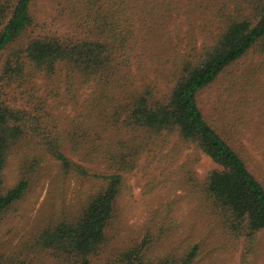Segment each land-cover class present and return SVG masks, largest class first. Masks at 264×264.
I'll list each match as a JSON object with an SVG mask.
<instances>
[{
	"label": "rangeland",
	"instance_id": "obj_1",
	"mask_svg": "<svg viewBox=\"0 0 264 264\" xmlns=\"http://www.w3.org/2000/svg\"><path fill=\"white\" fill-rule=\"evenodd\" d=\"M174 1L166 5L170 12L152 23L156 29L138 25L131 66L111 86L85 83L65 70L48 78L28 69L25 78L11 84L0 78V95L61 137L69 157L88 168L108 171L112 154L130 155L139 149L135 168L124 172L127 184L107 228V241L91 264H117L122 251L145 238L154 260L182 256L197 245L192 264H264V229L247 247L243 237L226 228L194 180L204 181L219 167L209 155L176 133L156 137L123 125L134 95L145 84H156L155 95L166 97L165 61L198 47L216 30L210 0ZM65 7L66 0H34L30 34L82 37V28ZM199 105L264 182V53L252 49L229 66L200 92ZM37 142L28 137L10 155L8 182L20 175L23 160L43 154ZM99 183L63 174L57 161L45 155L24 196L0 218V264H80L42 248L38 239L44 228L76 216Z\"/></svg>",
	"mask_w": 264,
	"mask_h": 264
},
{
	"label": "trees",
	"instance_id": "obj_2",
	"mask_svg": "<svg viewBox=\"0 0 264 264\" xmlns=\"http://www.w3.org/2000/svg\"><path fill=\"white\" fill-rule=\"evenodd\" d=\"M34 0H0V78L11 84L28 75L54 77L59 70L85 83L111 86L131 66L138 25L149 26L165 17L172 0H66V9L83 30L82 37L33 36ZM176 1V0H175ZM174 1V2H175ZM216 30L198 47L177 53L164 64L169 91L157 97L156 84H145L129 106L123 125L141 128L153 136L176 133L194 144L219 167L197 185L222 215L226 228L251 247L264 229V182L248 167L230 141L206 118L199 94L226 69L252 49L264 53V0H210ZM153 28V29H152ZM156 25L151 26V30ZM163 71V68H162ZM38 139L42 155L23 160L20 175L11 183L8 160L20 142ZM36 143V144H37ZM134 153L111 155L108 171L75 162L63 149V139L44 130L25 109L8 104L0 95V218L25 194L32 172L45 155L59 164L63 174L75 173L100 180L96 192L76 216L44 228L38 242L59 257L91 264L107 241V228L116 215L120 193L127 184L124 172L136 166ZM143 239L122 251L117 264H192L197 245L179 257L157 260L147 253Z\"/></svg>",
	"mask_w": 264,
	"mask_h": 264
}]
</instances>
